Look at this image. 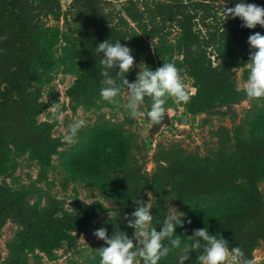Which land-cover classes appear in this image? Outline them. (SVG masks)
<instances>
[{"label": "trees", "instance_id": "trees-1", "mask_svg": "<svg viewBox=\"0 0 264 264\" xmlns=\"http://www.w3.org/2000/svg\"><path fill=\"white\" fill-rule=\"evenodd\" d=\"M114 1L122 2L119 9ZM238 2L72 0L63 12L59 0H0V175L6 173L13 152H29L41 165L48 166L61 146V141L52 136L53 124L37 121L47 103L31 88L55 66L66 64L75 71V80L66 91L71 103L96 106L102 98L103 56L96 54L95 48L105 40L113 44L120 40L132 50L135 61L142 59L145 68L153 71L163 63L174 62L192 79L195 88L185 105L190 114L215 109L220 112L245 100V93L236 85L232 61L214 65L211 60L212 52L226 51L232 59L242 53L248 63V37L264 33L259 25L254 29L242 27L238 17L225 19L223 7H235ZM244 2L264 7V0ZM61 17L65 20L63 29L48 22V18L57 21ZM213 20L215 24L211 25ZM174 29L177 34L171 39ZM147 39L157 41L154 54L145 52ZM59 41L64 47L61 57L56 58L53 49ZM116 72L118 69L112 75ZM125 75L129 82L137 77L134 69ZM248 75L246 68L244 80ZM116 78L118 86L126 88L124 76ZM144 104L148 111L150 99L146 97ZM250 112L253 129L247 138H241L238 132L232 137L229 129L221 126L214 133L216 147L206 156L177 145H159L152 173L133 157V142L124 131L104 128L92 139L86 156L71 163L75 166L71 173L123 205H131L149 193L152 226L157 231L168 215L169 203L176 201L186 213L181 217L184 226L175 229L182 242L194 230L207 227L210 234L228 240L230 249L239 246L253 260L255 249L264 242V200L259 188L264 180V110L253 106ZM105 210L101 202H80L74 215L58 217L52 206L33 210L18 194L0 186V217L15 218L25 226L10 264H27L25 251L50 253L62 245L75 248L78 233ZM106 229L109 237L119 230L131 234L120 217L110 219ZM202 253V248L191 253L185 264H198L197 257ZM95 264H100V259ZM159 264H177V254L170 253Z\"/></svg>", "mask_w": 264, "mask_h": 264}, {"label": "rangeland", "instance_id": "rangeland-1", "mask_svg": "<svg viewBox=\"0 0 264 264\" xmlns=\"http://www.w3.org/2000/svg\"><path fill=\"white\" fill-rule=\"evenodd\" d=\"M62 11H66L72 0H59ZM122 2L114 1V7L119 9ZM51 25H58L63 29L65 20L48 18ZM213 20L211 25H214ZM177 30L174 29L171 39H174ZM264 35V33H263ZM156 40H146V53L154 54ZM64 43L59 41L53 49L56 58H60ZM236 50H240L234 46ZM170 58V54L166 55ZM176 57L173 55V58ZM211 60L214 65L222 60H231L235 73L236 85L246 81L243 78V71L248 68L243 54L237 59H232L226 51L222 53L212 52ZM135 74L145 69L142 59L135 61ZM192 95L195 93L192 79L182 74ZM75 80L74 69L66 64H58L50 71L41 82L33 83L31 88L37 92L41 100L47 103V107L37 116L38 122H48L53 124L52 136L61 141V146L52 157L48 166H43L30 155L29 152H13L8 163L5 174L0 175V186L6 191L16 193L23 203L29 208L42 211L49 206L57 210L56 216L74 215L80 202L92 203L101 202L106 206V210L97 218L92 220L85 229L77 235L76 247L71 249L62 245L50 253L40 250L25 251L27 264H95L100 259L99 249L103 248V240L98 239L93 233L100 228H107L110 221L109 212L119 213V217L127 214L131 218V213L136 209L135 203L123 205L107 198L106 195L87 179H82L71 173V163L75 159H82L86 156L88 147L92 139L104 128L120 129L132 140V155L139 162H143V169L152 173L154 155L159 145H177L190 152H196L200 156L208 155L216 147L217 139L215 132L219 127L225 126L229 129L230 135L238 132L241 138H247L252 131L253 116L250 112L255 106L264 110V101H249L247 98L231 107H223L209 112L190 114L186 111L184 103H176L174 99H169V122L163 123L159 128H155L149 120L144 118L134 119L130 116L126 108L127 89H121L118 97L119 104H110L102 98L96 106L85 107L71 103L66 91ZM191 95V96H192ZM57 105L60 112L64 114L63 121L55 119L49 108ZM141 111L147 112L145 104ZM83 118L87 121V126L78 133V142L68 144L63 141L64 134L68 131V126L74 119ZM162 127V128H161ZM259 188L264 200V180L259 183ZM150 195V194H149ZM147 193L141 200L147 202ZM151 201V195H150ZM213 204L210 207H214ZM171 207L183 212L181 205L176 201H171L168 205V214ZM184 213V212H183ZM151 214V210H150ZM186 216V213H184ZM124 220V219H123ZM125 221V220H124ZM127 223V221H125ZM134 229L131 228L130 237ZM25 233V226L15 218L0 217V263L10 264L16 257L18 246ZM135 243V240H134ZM253 256L256 258L255 264H264V242H261L255 249Z\"/></svg>", "mask_w": 264, "mask_h": 264}, {"label": "clouds", "instance_id": "clouds-1", "mask_svg": "<svg viewBox=\"0 0 264 264\" xmlns=\"http://www.w3.org/2000/svg\"><path fill=\"white\" fill-rule=\"evenodd\" d=\"M225 19L239 18L243 21L242 27L254 29L257 25L264 27V7L254 3H245L239 0L235 7L222 9ZM248 44L251 47L249 62L247 63L249 75L240 88L245 93L249 101H264V35L255 32L248 37ZM193 51H196L193 45ZM132 50L121 44L117 40L114 44L108 40L101 42L95 48L96 54H102L100 63L103 65L101 81L103 87L100 96L110 104H119L118 97L121 88L117 84L116 76H124L123 85L127 89L126 108L132 118H144L153 125H161L165 114L169 117V110L165 107L168 100L174 99L176 103H188L191 99V91L182 75V69L178 68L174 62L163 63L156 70L145 68L138 72L136 80L129 82L125 74H128L135 64ZM118 69L116 76L112 73ZM151 101L150 109L145 113L141 107L145 103V98ZM264 106V105H262ZM51 115L63 121L64 114L59 111L57 105L49 108ZM87 126V121L83 118L74 119L68 126V131L63 136V141L68 144L78 142L79 131ZM162 128V127H161ZM147 202L136 200V209L130 214H126L123 219L127 221V227L134 229L132 237L126 231H113L111 237L107 234V229H97L93 235L101 239L107 245L99 249L100 264H159L170 253L177 254V264H185L191 258V253L203 249V253L198 255V264H255V261L247 258L243 249L239 246L229 248V242L221 235L210 234L207 227L196 229L192 235L187 236V241L182 242L181 236L176 234V227H183L181 217L184 213L175 207H171L169 214L161 225V230L157 231L152 226L153 216L150 214V195ZM111 219L119 218V213L109 212ZM191 224V220L187 221ZM135 240V243H134ZM167 241V244H165Z\"/></svg>", "mask_w": 264, "mask_h": 264}, {"label": "water", "instance_id": "water-1", "mask_svg": "<svg viewBox=\"0 0 264 264\" xmlns=\"http://www.w3.org/2000/svg\"><path fill=\"white\" fill-rule=\"evenodd\" d=\"M169 122V119H168V117H167V114H165V117H164V120L162 121V124L163 123H168ZM161 125H154V127L157 129V128H159Z\"/></svg>", "mask_w": 264, "mask_h": 264}, {"label": "built area", "instance_id": "built-area-1", "mask_svg": "<svg viewBox=\"0 0 264 264\" xmlns=\"http://www.w3.org/2000/svg\"><path fill=\"white\" fill-rule=\"evenodd\" d=\"M253 260L256 261V258L254 257Z\"/></svg>", "mask_w": 264, "mask_h": 264}]
</instances>
